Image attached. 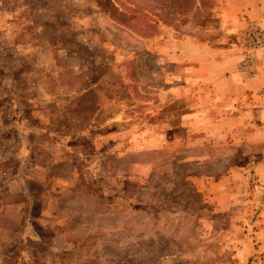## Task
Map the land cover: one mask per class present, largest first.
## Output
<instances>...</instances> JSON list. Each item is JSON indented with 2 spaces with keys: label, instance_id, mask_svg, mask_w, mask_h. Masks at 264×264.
<instances>
[{
  "label": "rangeland",
  "instance_id": "1",
  "mask_svg": "<svg viewBox=\"0 0 264 264\" xmlns=\"http://www.w3.org/2000/svg\"><path fill=\"white\" fill-rule=\"evenodd\" d=\"M158 1L0 0V264H264V127L208 125L154 50L217 37L222 0Z\"/></svg>",
  "mask_w": 264,
  "mask_h": 264
},
{
  "label": "crops",
  "instance_id": "2",
  "mask_svg": "<svg viewBox=\"0 0 264 264\" xmlns=\"http://www.w3.org/2000/svg\"><path fill=\"white\" fill-rule=\"evenodd\" d=\"M221 3L216 14L219 20L217 37L201 40L187 35L167 43L169 51L166 54L163 51L165 42H155V54L173 66L189 65L186 82L193 88L183 93L198 94L199 105L207 109L205 122L208 125L219 127L225 134L228 125L246 126L250 128L247 139L260 141L263 135L253 131V127H264V51L260 55L258 76L249 79L237 70L240 52L236 41L247 22L260 20L264 26V0H222ZM206 32L211 33L210 30ZM178 91L180 93V89ZM229 105H232L229 109L235 110L232 115L228 114ZM251 105L261 107L256 116L247 110ZM256 119L263 123L258 124Z\"/></svg>",
  "mask_w": 264,
  "mask_h": 264
},
{
  "label": "trees",
  "instance_id": "3",
  "mask_svg": "<svg viewBox=\"0 0 264 264\" xmlns=\"http://www.w3.org/2000/svg\"><path fill=\"white\" fill-rule=\"evenodd\" d=\"M158 2L162 5L163 4L170 5L173 13L174 14L177 13V15L179 17V22L183 25L192 21V20H188L187 16H189L190 13H194L197 10L196 0H159ZM204 2H205L204 0H199L197 2L199 4L200 8L204 7ZM141 16L144 19L148 20V16L146 14L141 15ZM195 16H196V14H195ZM148 21H146V23H145V28L149 29V31H154L156 28L155 25H152L151 24L152 22L151 21L148 22ZM166 24H168V23H166ZM168 25H171V22H169ZM137 28H138V25L136 23H134V25H131V28H129V29L136 31ZM37 37H38V35H35V37L32 36L31 39H35ZM169 110L172 111L170 108H169ZM186 113H187L186 110L182 111L181 116H184ZM181 125H182V121H181ZM170 126H172L171 123H170ZM182 128L187 129L186 127H182ZM185 155L186 154H184L183 151H178V152L175 151L171 155H167L163 160L162 165L164 167L161 169V173L163 175H167L171 170H175V167L180 166V164H181L180 162H182L183 157ZM175 175L178 176L177 173ZM191 175L192 174H186V175H183L182 177H180V182H178V186H179V188H184L185 190H187V192H189L188 196H190L192 199V202L195 203V208H196L195 211L198 210V213H196V218H199V217H202L204 215L202 213V210L204 208H206L205 207L206 202L204 201V199H202L200 193L194 188V186L189 181L186 180ZM205 210L208 211V214L211 213V210L209 207L206 208ZM184 219H186V217H184Z\"/></svg>",
  "mask_w": 264,
  "mask_h": 264
},
{
  "label": "built area",
  "instance_id": "4",
  "mask_svg": "<svg viewBox=\"0 0 264 264\" xmlns=\"http://www.w3.org/2000/svg\"><path fill=\"white\" fill-rule=\"evenodd\" d=\"M240 60L237 69L249 79L258 76L259 55L264 51V26L249 22L240 37Z\"/></svg>",
  "mask_w": 264,
  "mask_h": 264
}]
</instances>
